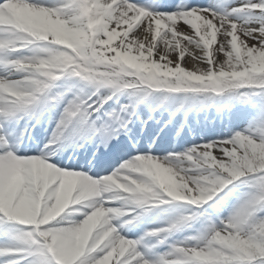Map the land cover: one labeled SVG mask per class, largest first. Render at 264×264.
Instances as JSON below:
<instances>
[{
  "label": "rangeland",
  "instance_id": "1",
  "mask_svg": "<svg viewBox=\"0 0 264 264\" xmlns=\"http://www.w3.org/2000/svg\"><path fill=\"white\" fill-rule=\"evenodd\" d=\"M5 1L0 2V25H16L30 35L25 44H14L12 49L0 50V74H5L7 65H31L50 70L47 73L52 74L42 72L43 76H39L38 90H42L41 86L47 83L46 79L50 76L66 73L52 99L48 98L53 106L55 124L59 127L58 134L70 126L75 114L85 112L89 122L93 120L94 124L100 123L107 128L116 122V117L124 121L130 113L137 116L139 105L145 112L142 117L137 116L136 122L133 121L131 130L135 136L130 141L131 150L127 155L136 156L135 163L131 164L133 170L125 172L133 177L151 176V184L142 188L139 182H125L124 187L117 183L118 176H106L113 179L114 185L109 195H122L121 201L99 200L92 207L86 201L89 185L85 180L92 174L90 170L93 167L73 168L80 172L77 173L68 172L70 168L62 166L76 190L61 205L55 196L45 192L42 183H36L25 175L24 194L17 199V209L16 206H9L8 213L21 219L33 216L38 197L44 198L42 222L35 220L31 225L18 226L23 230L18 234L19 247L11 242L13 246L4 250H27V254L21 255L24 256L23 264L33 260L40 264H61L46 249L51 240L49 235L62 230L71 236L70 246L63 245L62 238L54 239L58 252L62 253V264H137L132 252H126L119 243L111 245L110 238L116 237L110 229L122 227L129 233H118L140 244L143 243L138 234L146 232L149 237L144 239V244L148 249L157 250L163 259H173L175 263L253 264L242 259V255L256 256L260 250L264 252V187L263 181L255 177V172H244L243 162L249 160L251 167L255 164L264 168V85L258 90L238 87L229 91L228 96L222 91L230 88L227 87L230 81L241 82L244 76L249 75L248 72L255 74L261 60L264 61V0H203L194 4L172 0L168 7L161 9L157 0H135L138 7L132 18L123 21L119 33L113 31L116 29L115 22L112 25L108 19H102L104 14L113 13L115 5L110 3L113 0L95 2L99 10L97 22L90 8L80 13L76 3L60 4L57 7L60 13L52 15L27 8L26 4L10 5ZM123 2L116 1V5ZM178 4L181 5L174 6ZM159 13L165 20L157 26L156 34L140 41L139 34L145 23L143 18ZM85 24L89 32H85L88 36L87 53L83 50L75 52L68 43L79 49L82 44L74 40L71 43L69 39L64 42L66 36L64 38L56 33V30L79 31L85 28ZM50 38H57L63 44L54 46L47 42ZM62 50L66 51V59L76 58L71 65L67 66L66 61L61 64L50 61L49 53L55 52L58 59ZM89 54L97 58L88 57ZM124 68H129L133 74L144 75L148 81L166 78L178 88L157 90L139 81L135 74L134 77L128 74ZM2 79L11 77L0 78V90L6 86ZM84 79H95L97 82L89 85ZM189 79L201 83L202 87L197 91L186 90ZM204 87L214 90L217 97L209 96L204 101L198 93L210 90ZM158 93L165 97L155 106L153 98ZM173 96L183 97L184 102L175 113L177 126L180 125L175 135L183 143L174 146L178 149L183 146L182 150L186 149V153L193 158L179 156L173 159L174 163H166L163 158L176 155L173 145L167 141L168 129H161L164 121L166 126L173 124L174 116L169 120L164 113L169 111L168 105L175 99H172ZM130 104L131 107H128ZM145 106H151L152 110L159 108L156 118L148 115V107L146 109ZM230 110L235 115L229 116ZM238 116L242 119L238 120ZM230 123L235 124L234 130L227 129ZM217 129L227 130V134L213 136L212 132ZM149 130L153 131L151 135H147ZM143 133L146 134L144 142L147 144L140 149L138 141ZM158 136L162 138L159 149L156 148L159 142L155 140ZM164 171L168 172L170 183L154 182L158 173L164 174ZM182 171L187 173L183 177ZM192 175L198 178L194 179ZM95 179L98 182L99 176ZM231 186L236 190L228 197L223 196L228 194ZM103 193H98L102 199ZM155 198H160L159 207L152 210L154 206L151 202ZM165 199L169 200L166 204L163 203ZM215 201H218L217 205L211 207ZM63 206L66 213H70L72 207L79 208L83 213L71 217L75 221L61 216L43 226L49 218L60 213ZM218 215L220 218H216ZM88 217L100 236L84 230L81 221ZM108 217L114 220H110L106 227L104 220ZM255 221L262 224L255 227ZM160 224L161 227L169 226L170 233L168 230L163 235L150 236L152 228ZM29 227L33 228L32 232L24 230ZM167 243L173 245L170 254L161 252ZM36 246L44 248L43 252H36ZM68 251H71L70 257Z\"/></svg>",
  "mask_w": 264,
  "mask_h": 264
},
{
  "label": "bare ground",
  "instance_id": "2",
  "mask_svg": "<svg viewBox=\"0 0 264 264\" xmlns=\"http://www.w3.org/2000/svg\"><path fill=\"white\" fill-rule=\"evenodd\" d=\"M9 1L10 3H14V5L16 3H27L30 9L33 8L39 12L52 15H58L60 13L59 9L57 8L58 5L76 3L79 5L80 13H84L83 10L85 8H90L91 15L96 17V22L99 20L98 6L95 5L97 0H26V2L25 0ZM100 1L104 2L109 0ZM116 1L121 0H113V2H110L111 4L114 3L113 5H115L112 11L113 13L104 14L102 19L105 21L108 19L112 25L115 22L114 26L116 29H113V31L119 33L121 27L123 26L124 22H126L128 17H133V12L136 10L135 8H137V6L134 3L127 2L126 0H124L125 2L123 3H117L116 5ZM136 17L139 18L138 16ZM144 17H146V15ZM143 19L145 23L142 25L139 34L140 41H144L150 37L152 38L157 32V26H159V24L165 20L161 13L153 14V16H148ZM148 23H150V25H148ZM23 34L25 33H23L21 30H14L10 29L9 27L0 26V48L9 47L11 43L20 42L23 38H25ZM49 57L51 61H55L57 55L56 53H50ZM7 71L13 76V79H3L2 82H6V86L0 90V130L4 131H0V204L2 209L8 210L9 206L12 204L18 187L21 184V178L23 174L29 175L35 180L36 183H42L44 185L45 192L55 196L59 202L58 204L63 205L62 202L67 201V199L70 198L76 187L71 183V181L68 180V178H66L64 173L65 170H62L59 165H54L53 162L56 161L57 163L60 162L65 164H82L85 162L84 160L87 151L84 149L80 152L77 147L74 148V146H77L76 143L78 142L76 141L79 139L78 135L80 134V131L85 128V126H81L83 123L81 116L78 115L72 125L71 130L69 128L68 131L64 132V134L61 136H57V133H51L54 127L51 126V128H48V126L50 120H53V116L51 113H48V109L50 107L46 102L45 87L41 92L40 89L38 90L39 84L37 82H39V76H43L41 75L42 72L43 74L47 75H50L53 72L47 73L45 72V69L41 70L40 68L31 65H21L11 68L9 67ZM59 75L60 74L56 73L53 76H50L52 77L50 81ZM4 77H6V75H4ZM38 94H40V98L36 97ZM164 97L165 95L160 93L156 94L153 98L154 105L156 106ZM174 98L177 99V101H175ZM172 99H174V101L171 103V110L172 112H175L179 105L183 103V97L173 96ZM21 104L23 107H25V109L23 108L22 110L20 106ZM2 116L4 119H1ZM130 127L132 128L133 125L131 124L130 126H127L126 130L120 128L118 133L124 132V135L121 137V139L116 141L112 140V136L116 133L110 134L109 136L106 135V133L101 135V143L98 144V150L103 153V155H106L107 161L110 162L113 159L118 158L121 151H124V149L129 146L127 139L132 137V135H129L127 130ZM42 132L45 136L41 137ZM88 133L91 137L94 136V134L91 133L89 129ZM141 136L142 138L138 141L140 146L145 144L144 140L147 139L146 134L143 133ZM161 139L162 138L159 136L157 139V142L159 143H157L158 145L156 147L160 145ZM91 145H93V143ZM179 156H186L187 159L193 158L189 153L179 150L176 152L174 157L165 159L163 158L162 161H165L166 163L167 161L174 163L173 159ZM142 161L144 160L142 159ZM134 163L135 160L132 158L124 161V163L121 165L114 167V164H111L110 166L111 168L114 167L113 174L118 176L119 181L117 183L120 186H124L123 183L125 182L128 184L139 182L142 185V188H145L147 184H151L149 181L151 176L133 177L125 172L127 170H133L131 164ZM186 166L188 165L186 164ZM96 168H103L100 165V162L96 164ZM163 173L164 174H161V172H159L157 177L155 176L156 179H154V182H159L162 184L170 183L168 182L170 181L169 177L167 176L168 172L164 171ZM186 174L187 173L183 172L181 173V176L183 177ZM190 175L191 174L186 177H189ZM106 176H112V174L109 173L100 176L98 179L99 183H95L91 176L88 178L90 184L87 188V201L92 204V206H96L99 203V191L104 192L103 194L106 202L121 201L122 195H109L110 188H112L114 185L112 183L113 179H109ZM192 176H194L192 177L194 179L198 178L195 175ZM183 185L185 184L183 183ZM78 212L80 211L77 209H71V213L74 216H76ZM62 216H67L69 220L72 217L70 213L66 212H64ZM69 220L65 219L67 222H69ZM81 222L84 226V230L93 232L96 236H100L89 217ZM108 222V219L104 220V226H106ZM169 229V226L162 225L161 227L160 224L152 228L151 233H154L155 235H163ZM117 230L118 229H110L113 234H116ZM14 231L15 233L12 235L11 241L18 238L19 232H17L16 229H14ZM170 231L171 230H169V233ZM141 238L146 239V234L143 233ZM110 239L111 245L114 246V244L117 245V243H119L124 250L126 249V252H132V256L135 254L134 261L137 264L174 263L171 259H163L160 255H158V252L150 251L147 247H145L146 251L138 249L131 239H127L124 236H122L120 239H112V237ZM2 240H5V235L0 230V241ZM11 241H3V243H0V261H3V264H18L19 262L23 261L21 255L27 254V250L21 252L19 250H12L13 254L10 252V250H3L4 248L13 246H11ZM103 242H106V240ZM13 243L17 242L14 241ZM15 246L19 247V244L17 243ZM43 250L44 248L39 246L35 248V251L39 254L43 252ZM166 251L170 253L172 252V248H167ZM9 252L11 254H9ZM26 264L40 263L39 261L33 260Z\"/></svg>",
  "mask_w": 264,
  "mask_h": 264
},
{
  "label": "trees",
  "instance_id": "3",
  "mask_svg": "<svg viewBox=\"0 0 264 264\" xmlns=\"http://www.w3.org/2000/svg\"><path fill=\"white\" fill-rule=\"evenodd\" d=\"M256 70H257V72L255 74L249 73L247 79L245 80V83H247V84L264 83V80H263V78H264V61L263 60H261V65ZM261 74H263V75L260 76ZM253 78H256V79L261 78V80L254 81ZM233 84H235V83H233V82L230 81V85H228V86H233ZM260 254L264 255V252H261L260 251L259 253L256 254V256L257 255H260ZM256 256L255 255H252V257H256Z\"/></svg>",
  "mask_w": 264,
  "mask_h": 264
}]
</instances>
